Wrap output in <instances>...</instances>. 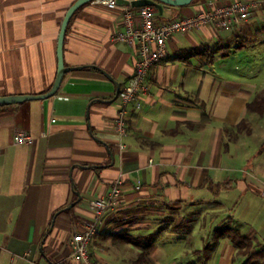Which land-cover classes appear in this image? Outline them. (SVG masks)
<instances>
[{
  "label": "crops",
  "instance_id": "crops-1",
  "mask_svg": "<svg viewBox=\"0 0 264 264\" xmlns=\"http://www.w3.org/2000/svg\"><path fill=\"white\" fill-rule=\"evenodd\" d=\"M74 1L0 0V96L49 90L60 24ZM231 1L163 5L156 18ZM121 29L119 9L81 6L63 57L83 68L65 73L52 97L0 106V264H64L70 237L93 217L88 201L107 196L116 179L122 191L90 242L93 261L133 264V241L149 238V264H258L264 226L237 212L246 197L264 202V110L249 109L264 88L244 76L250 66L232 60L229 45L264 30V11L233 29L169 37L165 58L148 73L147 96L128 107L125 135L116 130L114 97L133 74L136 47L113 40ZM15 131L33 141L14 144ZM221 228L249 240L236 243Z\"/></svg>",
  "mask_w": 264,
  "mask_h": 264
},
{
  "label": "built area",
  "instance_id": "built-area-1",
  "mask_svg": "<svg viewBox=\"0 0 264 264\" xmlns=\"http://www.w3.org/2000/svg\"><path fill=\"white\" fill-rule=\"evenodd\" d=\"M94 1L110 9L120 10L122 29L115 32L113 40L136 47L133 74L120 88L117 96L118 110L115 126L120 135L127 133L125 117L128 107L132 104L139 106L140 99L147 96L148 73L154 65L165 58L169 37L175 33L189 32L203 27L233 29L246 23L254 13L264 11V0H232L220 5L211 4L190 16L183 15L169 20L157 21L156 9L152 6L119 5L115 0ZM32 141L33 138L26 132L15 131L13 134L14 144H25ZM120 148H125V145L121 144ZM121 191L122 180L116 179L107 196L88 201L87 205L93 212V217L81 231L73 233L70 237L68 241L70 252L64 259V264H107L93 261L89 247L104 215L117 207ZM28 264L36 263L28 260Z\"/></svg>",
  "mask_w": 264,
  "mask_h": 264
},
{
  "label": "rangeland",
  "instance_id": "rangeland-1",
  "mask_svg": "<svg viewBox=\"0 0 264 264\" xmlns=\"http://www.w3.org/2000/svg\"><path fill=\"white\" fill-rule=\"evenodd\" d=\"M238 43L239 42L237 40H234L230 43L231 44L229 45L231 47V52L229 53L230 58L238 62L245 61L247 63V66L249 65L250 67L246 68L248 74L245 73L244 76L246 78L247 76H249L248 78L254 81L256 85L259 86V89L264 88V30L248 36L244 42H241L242 46H239ZM226 49L228 50L229 47L227 48L224 47L222 51L224 52V50ZM221 57L222 56H219L217 57V59H220ZM257 118L258 115H256L255 113L252 114V116L249 117V123L255 125ZM246 193L247 192H245L244 194ZM247 202H249L250 204L253 202L255 203L256 206L257 204L262 205V203H264L261 202L260 198L257 197H255L254 201L246 197V199L243 200V203L242 202L241 203L244 206L246 205ZM262 206L258 209V211L255 212L252 211L248 212L241 207L240 213L237 212V214H241V216L244 217L245 220L254 222L257 229L261 230L260 228L264 226V210L261 212ZM259 241H263V240L259 239ZM206 249L207 247L203 250L204 252H202V256L205 255V253L207 252L205 251ZM256 254L261 256L262 254H264V252L263 250L261 251L259 250L257 251ZM179 261L181 263L187 261L189 262V258H187L185 255H181ZM192 261L196 263L197 258H192ZM256 262H258V264L260 263L264 264V258H258Z\"/></svg>",
  "mask_w": 264,
  "mask_h": 264
},
{
  "label": "water",
  "instance_id": "water-1",
  "mask_svg": "<svg viewBox=\"0 0 264 264\" xmlns=\"http://www.w3.org/2000/svg\"><path fill=\"white\" fill-rule=\"evenodd\" d=\"M94 0H75L66 10L63 19L60 24V29L57 37V48H56V57H57V69L54 81L48 91L41 94H14V95H4L0 96V106L18 104L28 100H37L45 99L52 97L56 94L63 76L65 73L83 68L82 66L68 67L65 66L64 57H63V45L64 38L67 29V25L73 16V14L83 5L92 2ZM119 5H131L133 7L139 6H152L156 8L159 12V15L162 14L163 5L170 6H186L189 5L193 0H115ZM95 68V67H94ZM106 74V73H105ZM120 91V86L117 85L116 93L114 99L117 98ZM79 196V194L77 193Z\"/></svg>",
  "mask_w": 264,
  "mask_h": 264
},
{
  "label": "trees",
  "instance_id": "trees-1",
  "mask_svg": "<svg viewBox=\"0 0 264 264\" xmlns=\"http://www.w3.org/2000/svg\"><path fill=\"white\" fill-rule=\"evenodd\" d=\"M249 109L257 112L258 114H262L263 110H264V90L258 92L254 99L251 101V103H249ZM246 123L245 120L241 121L239 126H242ZM221 231L225 232L226 234H228L234 242H245L247 240H249L247 237L243 236L240 231H238L237 229H233V228H221ZM133 245L137 246L138 249L140 250L137 258L135 259V261L133 262V264H149V259H148V255H149V249L151 247V240L149 238H144L141 241L140 240H136L133 241Z\"/></svg>",
  "mask_w": 264,
  "mask_h": 264
}]
</instances>
